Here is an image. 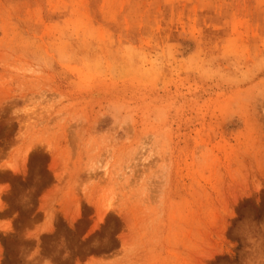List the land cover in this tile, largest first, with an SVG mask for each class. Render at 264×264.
<instances>
[{"label": "rangeland", "instance_id": "1", "mask_svg": "<svg viewBox=\"0 0 264 264\" xmlns=\"http://www.w3.org/2000/svg\"><path fill=\"white\" fill-rule=\"evenodd\" d=\"M0 264H264V0H0Z\"/></svg>", "mask_w": 264, "mask_h": 264}]
</instances>
